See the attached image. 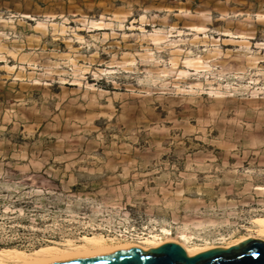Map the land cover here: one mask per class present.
Listing matches in <instances>:
<instances>
[{
    "label": "rangeland",
    "instance_id": "374dc122",
    "mask_svg": "<svg viewBox=\"0 0 264 264\" xmlns=\"http://www.w3.org/2000/svg\"><path fill=\"white\" fill-rule=\"evenodd\" d=\"M262 217L264 0H0V250Z\"/></svg>",
    "mask_w": 264,
    "mask_h": 264
},
{
    "label": "bare ground",
    "instance_id": "6f19581e",
    "mask_svg": "<svg viewBox=\"0 0 264 264\" xmlns=\"http://www.w3.org/2000/svg\"><path fill=\"white\" fill-rule=\"evenodd\" d=\"M181 238L182 240L173 238L171 232L168 230H165L161 235H154L151 238L139 242L108 239L104 236L97 235L85 236L82 244H74L71 241H67L66 243H52V245L41 247L31 253L20 249H2L0 250V264H53L110 254L129 248H139L143 251H149L159 248L166 242L178 243L185 249L187 255L192 258L201 252L213 248H229L238 245L248 238L264 241V217L258 220V226L256 228L249 229L248 234L225 245H190L189 239L185 234Z\"/></svg>",
    "mask_w": 264,
    "mask_h": 264
},
{
    "label": "water",
    "instance_id": "95a60500",
    "mask_svg": "<svg viewBox=\"0 0 264 264\" xmlns=\"http://www.w3.org/2000/svg\"><path fill=\"white\" fill-rule=\"evenodd\" d=\"M53 264H264V241L248 238L229 248H213L190 258L175 242L143 251L129 248L118 252Z\"/></svg>",
    "mask_w": 264,
    "mask_h": 264
}]
</instances>
